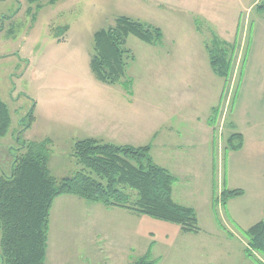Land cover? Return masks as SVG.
I'll list each match as a JSON object with an SVG mask.
<instances>
[{"label": "rangeland", "instance_id": "1", "mask_svg": "<svg viewBox=\"0 0 264 264\" xmlns=\"http://www.w3.org/2000/svg\"><path fill=\"white\" fill-rule=\"evenodd\" d=\"M262 2L264 0H207L212 12L207 11L199 18L208 39H211L209 31L216 32L213 22L222 36L229 35L239 13L243 14L242 25L247 17L250 25L240 74L227 82L220 79L222 102L229 100L225 116L219 112L216 124L214 167L171 171L176 176L173 197L195 208L200 231L186 232L178 223L142 215L141 246H151L157 264H258L255 257L264 261V255H248L245 233L264 219V186L258 188L264 173V118L255 111L261 100L264 102V12L255 6L252 14L241 12ZM139 9L138 0H0V98L8 104L12 115L9 132L0 138V176L11 173L17 148L28 140L49 141V167L58 180L72 177L81 169L73 155L76 141L95 138L90 135L101 132L102 118L109 114L107 98L123 88L121 85L110 87L96 78L91 68L94 34L114 25L118 16L159 11L158 8ZM218 14L221 19L217 18ZM136 42L142 41L132 35L127 43L138 55L127 71V76L136 84L134 92L139 99L136 104H141L143 112L148 110L151 114L153 106L163 110L174 122V146L181 145L184 129L191 124H179V118L201 116L210 108H198L200 94L195 88L180 93L179 98L175 94L160 99L155 94L152 96L146 58ZM260 52H263L261 57ZM145 100L153 106H147ZM31 110L35 120L32 126L25 128ZM235 117L239 118L238 128L233 126ZM253 118L263 141L260 150L251 148L255 134L246 122ZM105 124L108 125V121ZM241 130L251 135L249 150H235L228 143V137ZM182 151L181 156H184ZM177 156L174 151L170 155L171 159ZM155 159H159L157 155ZM233 187L244 189V193L226 203L215 201L224 189ZM244 211L257 213L246 217ZM60 241V246H70L65 240ZM92 246L95 245L87 242L80 245L78 256L85 264H109L99 252L90 250Z\"/></svg>", "mask_w": 264, "mask_h": 264}, {"label": "trees", "instance_id": "2", "mask_svg": "<svg viewBox=\"0 0 264 264\" xmlns=\"http://www.w3.org/2000/svg\"><path fill=\"white\" fill-rule=\"evenodd\" d=\"M32 2L41 0H30ZM257 9L264 12V2ZM151 44L163 42L160 27L128 15L118 16L116 23L94 34L91 68L96 78L109 85L121 83L131 92L133 80L127 76L128 65L135 54L127 47L130 36ZM210 64L226 82L232 75L236 43L215 37L207 44ZM131 89V90H130ZM220 105L209 118L216 125ZM34 111L29 113L32 126ZM12 124L9 106L0 98V138ZM236 142V143H235ZM228 143L241 149L244 136L233 133ZM49 141H25L10 174L0 176V259L2 264H46L50 217L54 201L63 195H74L107 208H124L180 224L186 232H198L195 208L177 202L173 197L175 176L159 165L151 155V144L129 145L87 138L76 141L73 155L81 169L72 177L58 180L49 167ZM243 189H224L215 201L227 202L242 195ZM247 253L264 255V219L245 230ZM258 264H264L255 257ZM131 264H157L149 249Z\"/></svg>", "mask_w": 264, "mask_h": 264}, {"label": "crops", "instance_id": "3", "mask_svg": "<svg viewBox=\"0 0 264 264\" xmlns=\"http://www.w3.org/2000/svg\"><path fill=\"white\" fill-rule=\"evenodd\" d=\"M206 2L207 0H138V9L158 8L159 11L156 14L151 11L137 15L127 14L160 27L164 34L160 45H151L142 40V44L136 42L142 50V56L146 58L145 66L150 76L148 80H150L152 96L155 94V97L160 99L164 95L175 94L176 98H179L180 93L195 88L200 94L198 108H210V111L208 110L201 116L195 114L179 118V124L182 122L191 124L190 128L184 129L181 137L184 141L180 143L181 145L174 146L175 142L172 140L173 130H175L174 122H171L163 110L145 100L144 103L147 106L150 104L153 106L154 110L151 114L148 110L143 112L142 105L136 104L139 99L134 92L136 86L134 82L131 92H128L121 83L106 84L114 88L121 85L123 88L107 98L106 109H109V114L106 116L104 112L101 113V117L104 115L101 132L90 136L101 137V139L104 138L117 144L135 146L151 144L152 157L169 171L173 169L200 171L214 167L217 127L211 125L209 118L213 113V108L217 105H221L220 112H223L225 116L229 99L222 102L220 79L223 78L215 74L211 67L207 44L216 36L227 42L236 43L233 61L235 69L232 70L231 75V79H235L242 67L250 19L247 17L242 25L240 20L243 14L240 16L239 13L232 32L226 37L219 33L217 24L213 22L217 33L209 31L211 39H208V34L199 25V18L207 11L212 12V7L207 6ZM257 5L256 3L250 5L241 12L252 14ZM217 18L221 19L220 14ZM262 28L264 31V26ZM135 56V60L138 59L136 52ZM261 56L263 52H260ZM262 89L264 91V84ZM219 99V103L214 105ZM255 111L263 114L262 118H264L262 100L258 110ZM218 120L219 117L217 122ZM238 120L239 118L235 117L236 125H233L237 128L240 126ZM107 121L108 125L105 124ZM246 124L254 129L255 136L251 148L260 150L263 141L256 130V120L249 119ZM239 133L244 136L241 150H249L248 140L251 135L244 130ZM182 150L185 152L184 156H181ZM173 151L179 156L171 159L170 155ZM155 155L159 159H155ZM261 178L263 181H259L258 188L264 186V173ZM236 188L239 187H233V189ZM102 205L101 203H90L74 195H63L54 201L50 217L46 264H85L78 256L80 245L85 242L94 244L95 246H92L90 250L99 252L109 264H131L151 248V246H141L143 214L129 209L107 208ZM244 212L246 217H253L257 213V211ZM238 214H243V212H238ZM53 233L54 238H51ZM85 234L89 237L86 238ZM60 240H65L70 246H60L62 242ZM81 248L88 249V246H81ZM82 257H85L84 254Z\"/></svg>", "mask_w": 264, "mask_h": 264}]
</instances>
